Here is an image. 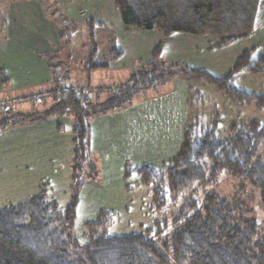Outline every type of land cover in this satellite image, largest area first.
Returning <instances> with one entry per match:
<instances>
[{
    "label": "rangeland",
    "instance_id": "374dc122",
    "mask_svg": "<svg viewBox=\"0 0 264 264\" xmlns=\"http://www.w3.org/2000/svg\"><path fill=\"white\" fill-rule=\"evenodd\" d=\"M26 2L35 8L23 22L15 10ZM21 12L25 13L24 9ZM46 22L49 25L45 26H56L58 37L57 53L50 58L47 55L51 76L32 93L0 99V120L11 118L0 130V208L43 193L63 209L77 191L73 235L81 243L101 232L120 235L151 228L167 257L165 244H169L180 207L193 201L198 206L213 192L240 207L264 233L259 191L226 171L171 195L165 181L144 184L140 173L132 169L147 164L163 172L185 132L193 138L213 128L223 141L253 121L264 125V107L235 102L205 81L176 73L140 90L126 106L89 117V157L79 169L73 168V114L51 115L30 123L14 122L12 117L50 108L52 88L58 82L82 87L90 99L99 96L102 101L110 90L148 69L147 61L158 45L163 66L202 67L222 76L244 51L249 50L252 59L264 55V0L254 30L225 46H217L216 35L178 32L163 36L158 30L127 26L115 0H0V26H41ZM234 84L264 95V75L248 69L234 74ZM87 92L83 93L87 96ZM156 185L161 186L157 195ZM100 211H107L106 224L88 227L86 222ZM74 255H82V251L75 250Z\"/></svg>",
    "mask_w": 264,
    "mask_h": 264
},
{
    "label": "trees",
    "instance_id": "16d2710c",
    "mask_svg": "<svg viewBox=\"0 0 264 264\" xmlns=\"http://www.w3.org/2000/svg\"><path fill=\"white\" fill-rule=\"evenodd\" d=\"M260 1L115 0V4L122 23L127 26L158 30L163 36L178 32L216 35L217 46H225L254 30ZM159 54L158 45L147 61L149 68L110 90L102 101L99 96L90 99L73 89L54 90L50 108L29 115L15 114L13 121L30 123L51 115L73 114V168L79 169L89 157V117L126 106L140 90L176 73L186 79L205 81L235 102L264 107V95L234 84V74L241 70L264 75V55L252 59L246 50L226 74L214 76L202 67L178 63L163 66L159 63ZM10 119L5 116L0 120V130ZM234 133L231 139L222 141L213 128L193 138L185 132L178 151L163 172L147 164L132 169L140 173L144 184L165 181L171 195L188 190L194 183L209 182L226 171L241 184L258 190L264 209V125L253 121ZM159 185L155 188L156 195ZM77 203V191L63 209L40 193L25 202L0 208V264H168L170 261L175 264H264L262 228L240 207L213 192L207 193L198 206L193 201L180 207L173 219L175 228L169 244H165L167 257L161 252L151 228L120 235L101 232L81 243L73 235ZM106 212L100 211L86 225L104 226ZM75 250H81L82 255L75 256Z\"/></svg>",
    "mask_w": 264,
    "mask_h": 264
},
{
    "label": "crops",
    "instance_id": "0c3cea01",
    "mask_svg": "<svg viewBox=\"0 0 264 264\" xmlns=\"http://www.w3.org/2000/svg\"><path fill=\"white\" fill-rule=\"evenodd\" d=\"M28 3L15 10L23 22L29 17L30 9L35 8L27 6ZM46 24L0 26V99L32 93V89L35 91L51 76L48 60L57 53L58 37L56 26Z\"/></svg>",
    "mask_w": 264,
    "mask_h": 264
},
{
    "label": "built area",
    "instance_id": "2783aa9c",
    "mask_svg": "<svg viewBox=\"0 0 264 264\" xmlns=\"http://www.w3.org/2000/svg\"><path fill=\"white\" fill-rule=\"evenodd\" d=\"M52 89L57 91V92L65 90V89H73V90H77V91H80V92H87L86 89H83L82 87H75V86H72V85H70L68 83H62V82H58ZM87 96L90 98V93L89 92H87Z\"/></svg>",
    "mask_w": 264,
    "mask_h": 264
}]
</instances>
